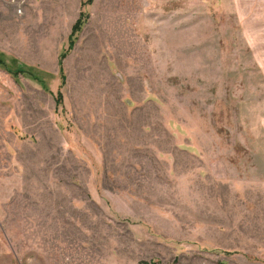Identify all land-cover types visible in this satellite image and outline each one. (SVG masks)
I'll return each mask as SVG.
<instances>
[{"label": "rangeland", "instance_id": "obj_1", "mask_svg": "<svg viewBox=\"0 0 264 264\" xmlns=\"http://www.w3.org/2000/svg\"><path fill=\"white\" fill-rule=\"evenodd\" d=\"M0 62V264H264V0H0Z\"/></svg>", "mask_w": 264, "mask_h": 264}, {"label": "trees", "instance_id": "obj_2", "mask_svg": "<svg viewBox=\"0 0 264 264\" xmlns=\"http://www.w3.org/2000/svg\"><path fill=\"white\" fill-rule=\"evenodd\" d=\"M80 18H81V14L79 15V18L76 20V22L73 24V26L71 27V34L69 35V37H71V35L79 29ZM70 44H71V40L69 38V45ZM59 57L60 58L63 57V54H61ZM0 66H2L4 68V64H2L1 62H0ZM12 74L15 75L16 73H12ZM18 74L22 75L21 72H18ZM26 76H28V77L31 76L32 78H34L30 73H27ZM58 76H59L60 81H59V85H58V88L56 90V93L53 96V103H54V109L55 110L62 108V95L60 93V89L63 85V79L64 78H63L62 73H59ZM34 79H36V78H34ZM37 82H40V81L37 80Z\"/></svg>", "mask_w": 264, "mask_h": 264}]
</instances>
